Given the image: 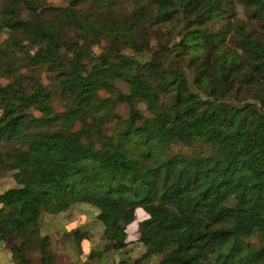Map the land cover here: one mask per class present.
<instances>
[{
    "label": "trees",
    "instance_id": "obj_1",
    "mask_svg": "<svg viewBox=\"0 0 264 264\" xmlns=\"http://www.w3.org/2000/svg\"><path fill=\"white\" fill-rule=\"evenodd\" d=\"M59 1L0 0V172L16 182L0 194V247L13 240L12 263L59 264L43 222L87 207L104 244L82 254L91 227H55L77 249L71 264H264V0ZM23 70H46L58 90Z\"/></svg>",
    "mask_w": 264,
    "mask_h": 264
},
{
    "label": "rangeland",
    "instance_id": "obj_2",
    "mask_svg": "<svg viewBox=\"0 0 264 264\" xmlns=\"http://www.w3.org/2000/svg\"><path fill=\"white\" fill-rule=\"evenodd\" d=\"M49 3L53 4L56 7H64L65 4H63L59 0H49ZM234 9L238 12V18L240 21H245V14L244 10L238 6L235 5ZM108 14V12H107ZM257 26V25H256ZM253 29L258 30L257 27H253ZM146 34H147V40L151 42V47L152 51L157 50L158 48V42L155 40V32L160 31L159 28L157 27H152V26H146ZM163 31L167 32V29L164 27L162 28ZM8 35L6 33L2 34L1 37V43H4L7 40ZM106 45V40L102 41V44L99 46L94 47V52L98 55L102 52L103 47ZM9 46H11V43H9ZM13 49V48H12ZM130 55L135 56L138 60H148L152 54L151 52L147 51L145 54H136L133 51L128 52ZM21 74L30 77L31 79H35L36 84L38 85H45L51 90L53 93L56 92L57 86L56 83L52 80V74L47 72L46 70H39V71H34L33 70H23ZM0 77H1V82L6 84L8 81L6 80V77L2 72H0ZM118 88L121 89L122 91L126 92L127 91V86L124 84H118ZM101 96L103 98H108L111 95L107 93H101ZM53 105L55 107V110L58 113L64 112L65 109V102L57 95L53 98ZM139 109L146 115L149 116L148 111L146 110V106L144 104L139 105ZM113 115H116L122 119H127L129 116V108L127 105H119L115 108V111ZM115 123H116V117H111L109 122L106 124L104 127L105 132L108 133L109 135H112L115 133ZM79 128V125L77 126ZM201 147H198L197 149H200ZM175 151H184L185 153H190L191 151L188 150L187 148H183L181 146H175ZM1 155V153H0ZM14 174L11 172H0V194L6 192L9 189H12L16 187V182L14 180ZM88 212L92 213V209L87 208V207H77L76 209L73 210L71 214H67L65 217L62 218H57L55 220H50L49 218L45 219L43 222V233L47 232L49 233L51 239H52V248L55 252L59 253H65L66 258L68 253L72 254L73 256H77L78 252L77 249L74 248V243L72 240L68 239L64 234H59L56 232L55 227H66L68 229H73L76 226H87L91 227L92 231V238L89 241H84L82 243V254L89 253L93 249L101 248L104 244L102 240V230L103 228L99 226L97 223L95 224V218L93 214H87ZM147 218V215L145 212L142 210H138L136 213V220L134 221L133 224H131L127 228L128 232V241L130 242L129 248L130 250V255L134 258L140 257L143 251H145V248L143 245L139 243V228L140 224L143 220ZM10 243H13V240L9 241ZM62 253V254H63ZM33 257H35V253L32 252ZM110 262L115 260L113 255L110 258ZM157 261L154 260L152 264H156ZM74 264H99L97 261H90L85 259V257H79V261L74 263Z\"/></svg>",
    "mask_w": 264,
    "mask_h": 264
},
{
    "label": "crops",
    "instance_id": "obj_3",
    "mask_svg": "<svg viewBox=\"0 0 264 264\" xmlns=\"http://www.w3.org/2000/svg\"><path fill=\"white\" fill-rule=\"evenodd\" d=\"M12 243H6L0 247V264H13L12 263V255L10 253V247ZM63 253V252H62ZM58 254V263L59 264H71V262L66 258L65 253Z\"/></svg>",
    "mask_w": 264,
    "mask_h": 264
}]
</instances>
